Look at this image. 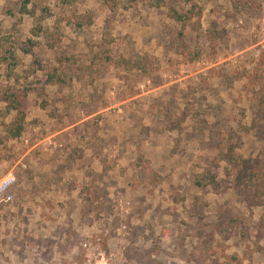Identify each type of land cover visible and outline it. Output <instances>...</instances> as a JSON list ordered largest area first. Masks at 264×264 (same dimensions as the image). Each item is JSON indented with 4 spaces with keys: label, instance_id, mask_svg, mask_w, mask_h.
Segmentation results:
<instances>
[{
    "label": "rangeland",
    "instance_id": "374dc122",
    "mask_svg": "<svg viewBox=\"0 0 264 264\" xmlns=\"http://www.w3.org/2000/svg\"><path fill=\"white\" fill-rule=\"evenodd\" d=\"M247 158L264 0H0V264H264Z\"/></svg>",
    "mask_w": 264,
    "mask_h": 264
},
{
    "label": "trees",
    "instance_id": "16d2710c",
    "mask_svg": "<svg viewBox=\"0 0 264 264\" xmlns=\"http://www.w3.org/2000/svg\"><path fill=\"white\" fill-rule=\"evenodd\" d=\"M20 131L21 127H18L11 136H18ZM235 162L238 163L236 165L237 170L235 175L236 185L238 187L243 186L258 190L260 187L264 186V162L251 158L240 159Z\"/></svg>",
    "mask_w": 264,
    "mask_h": 264
},
{
    "label": "built area",
    "instance_id": "2783aa9c",
    "mask_svg": "<svg viewBox=\"0 0 264 264\" xmlns=\"http://www.w3.org/2000/svg\"><path fill=\"white\" fill-rule=\"evenodd\" d=\"M25 143H27V140H24ZM60 147L61 145H56L54 144L53 147ZM14 176L13 175H7L5 177H3V179H0V203L1 202H9L12 199V194L10 192V188L14 183ZM83 248H85L86 250H88L90 243L87 240H84L82 243ZM88 261L89 263L91 262V259H95V260H101L104 261L105 257L101 252H98L97 255H95V253H89L87 255Z\"/></svg>",
    "mask_w": 264,
    "mask_h": 264
}]
</instances>
